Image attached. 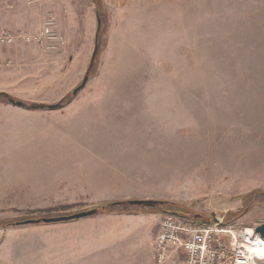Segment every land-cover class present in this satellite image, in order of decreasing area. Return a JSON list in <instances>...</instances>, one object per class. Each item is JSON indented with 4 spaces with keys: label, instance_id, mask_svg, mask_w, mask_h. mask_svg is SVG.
<instances>
[{
    "label": "rangeland",
    "instance_id": "1",
    "mask_svg": "<svg viewBox=\"0 0 264 264\" xmlns=\"http://www.w3.org/2000/svg\"><path fill=\"white\" fill-rule=\"evenodd\" d=\"M37 7L42 19L29 17ZM49 14L63 37L56 48L21 41L0 48V91L24 102H59L91 64L93 0H0V29L36 33ZM102 15L98 74L70 104L0 103L30 110L1 115L0 224L128 200L176 203L187 215L137 213L141 206L127 204L90 217L155 214L156 235L172 214L264 224V0H103ZM255 191L263 194L251 204ZM35 224L44 225L45 252L63 240L71 246L88 228L74 220ZM44 264H57L55 253ZM166 264H183V256Z\"/></svg>",
    "mask_w": 264,
    "mask_h": 264
},
{
    "label": "crops",
    "instance_id": "2",
    "mask_svg": "<svg viewBox=\"0 0 264 264\" xmlns=\"http://www.w3.org/2000/svg\"><path fill=\"white\" fill-rule=\"evenodd\" d=\"M29 13V17L42 19L44 8L37 7L29 10ZM49 13L57 15L52 11ZM20 109L30 111L20 107H0V123L5 119L2 116L13 114ZM154 215L110 214L101 218L86 217L74 220L78 223H88V228L82 230V233L73 234L71 246L69 242L63 240L56 251L46 252L44 225L39 227L33 224L8 230L1 229L0 264H44V255L50 257L53 253L57 264H156L154 236H156L157 220L154 219ZM117 222H120L119 224L124 222L126 229H118L120 227ZM138 240L139 245L142 243L141 245L146 248L144 253H138L136 249Z\"/></svg>",
    "mask_w": 264,
    "mask_h": 264
},
{
    "label": "built area",
    "instance_id": "3",
    "mask_svg": "<svg viewBox=\"0 0 264 264\" xmlns=\"http://www.w3.org/2000/svg\"><path fill=\"white\" fill-rule=\"evenodd\" d=\"M54 15L36 33L0 29V48L17 41L44 44L56 48L63 37L55 30ZM208 224L197 223L176 215H166L159 223L155 239L154 260L166 264L174 255L183 256V264H258L264 251V238L256 227H238L225 216ZM254 248V252L250 251ZM264 253V252H263Z\"/></svg>",
    "mask_w": 264,
    "mask_h": 264
},
{
    "label": "trees",
    "instance_id": "4",
    "mask_svg": "<svg viewBox=\"0 0 264 264\" xmlns=\"http://www.w3.org/2000/svg\"><path fill=\"white\" fill-rule=\"evenodd\" d=\"M93 2L96 5L97 8V15H98V20H100V25H98V30H97V36H96V43L99 46V50H98V54L100 53L101 49H102V35H103V21H104V17L102 15V8H103V0H93ZM98 59V58H97ZM95 59L94 63L91 65V67L89 66L90 70H89V77L92 78L94 76H96L98 74V60ZM77 96V93H74V91H72L71 93H69L68 96L64 97L63 99H61L59 102L54 103L52 105L50 104H42V103H31V102H24L22 100H20L19 98L15 97L12 94H9L7 92L4 91H0V103H16L17 101H22L25 104V107L28 109H38L40 107H49L51 108V106H55L56 108H62L67 106L68 104H70L74 98ZM14 101V102H13ZM16 105V104H15ZM260 191H255L254 193H252L251 195H249V197L251 198L250 202L251 204H253V202L255 201L256 197L258 196V194L260 195ZM264 193V192H263ZM262 193V194H263ZM123 201L121 202H107L101 205L100 208L98 209V213H111L115 211L116 207H120V206H127V204H122ZM167 207H173V209L168 210L166 209ZM61 209H67V208H59L58 210ZM175 209V211H174ZM136 211H138L137 213L140 212H146V211H154V212H160V211H164V212H174L180 216H185L187 214L183 213V209L180 208V206L176 203H172V202H166V201H160L159 204L154 205V206H141L136 208ZM119 212L121 213H130V209L128 208H122ZM227 221L228 222H232L230 219H232V216H227ZM42 218H49V217H41V218H35V219H40V222L42 221ZM24 222H9L6 224H0V227H8L11 225H20ZM201 223H203V221H201ZM204 224V223H203Z\"/></svg>",
    "mask_w": 264,
    "mask_h": 264
},
{
    "label": "water",
    "instance_id": "5",
    "mask_svg": "<svg viewBox=\"0 0 264 264\" xmlns=\"http://www.w3.org/2000/svg\"><path fill=\"white\" fill-rule=\"evenodd\" d=\"M98 24L100 25V20H98ZM98 50H99V46H98V44L95 41V48H94V51H93L90 67L94 63V61H95V59L97 57ZM89 70H90V68L88 69V72H87L86 76L84 77V80H83L82 84L77 89L74 90V93H78V91L82 87H84L86 85V83L90 80V77H89V74H88ZM12 104H14V103H12ZM15 104L18 105V106H21V107H25V104L22 101H17ZM40 108H43V107H40ZM51 108H56V107L55 106H51ZM159 202L160 201H157V200H128V201L122 202V204L123 205L124 204H128V205H139V206H154V205L159 204ZM95 214H98V209L97 208L81 211V212L74 213V214H71V215H68V216L42 218V221L44 223L68 222V221H71V220H78V219H81V218L90 217V216H93ZM176 215H178V214H176ZM40 221H41L40 219H30V220L24 221L23 224H35V223H40ZM213 221H218L217 217L214 216L213 219H210L208 221H203V223L204 224H208V223H211ZM256 231L264 238V224L258 225L256 227Z\"/></svg>",
    "mask_w": 264,
    "mask_h": 264
},
{
    "label": "bare ground",
    "instance_id": "6",
    "mask_svg": "<svg viewBox=\"0 0 264 264\" xmlns=\"http://www.w3.org/2000/svg\"><path fill=\"white\" fill-rule=\"evenodd\" d=\"M250 251H251V252H254V248H250ZM263 252H264V251H263ZM263 252H262V254H261V255H262V256H261L262 259H264V253H263Z\"/></svg>",
    "mask_w": 264,
    "mask_h": 264
}]
</instances>
